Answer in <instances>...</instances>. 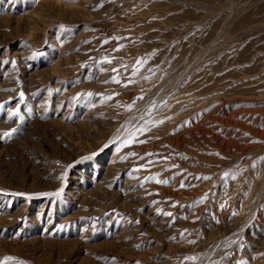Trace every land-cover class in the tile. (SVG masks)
Returning <instances> with one entry per match:
<instances>
[{
    "label": "rangeland",
    "instance_id": "obj_1",
    "mask_svg": "<svg viewBox=\"0 0 264 264\" xmlns=\"http://www.w3.org/2000/svg\"><path fill=\"white\" fill-rule=\"evenodd\" d=\"M20 262L264 264V0H0Z\"/></svg>",
    "mask_w": 264,
    "mask_h": 264
},
{
    "label": "snow or ice",
    "instance_id": "obj_2",
    "mask_svg": "<svg viewBox=\"0 0 264 264\" xmlns=\"http://www.w3.org/2000/svg\"><path fill=\"white\" fill-rule=\"evenodd\" d=\"M105 43H107V41H105ZM105 62L110 63L111 61H109V60H105ZM142 63H144L143 60H139V61H137V66H139V65L142 64ZM125 67H127V66H125ZM137 70H138V67L133 68V71H134V72L137 71ZM113 71L118 72L119 70H118V69H113ZM113 80H114V82H116V83H120V81H119L118 79H116L115 77L113 78ZM128 83H132V81L129 80ZM124 86L127 87V84H125ZM22 95H23V94L21 93V96H22ZM89 95H91V93H90ZM108 98L111 99V97H108ZM142 98H143V97H140V99H142ZM132 107H133V105H128V106H127V108H128L129 110H131ZM13 115H19V111L17 110L16 112L13 113ZM21 119H23V118H21ZM161 123H162V121H161ZM17 131H18V129H11L10 131L4 132V133L2 134V136H3V138H10V137H11L15 132H17ZM141 131H142V130H141ZM143 142H144V141H138V140L136 139L134 133H130L129 136L126 137L125 140L123 141V143H125V144H127V145H131L132 143H143ZM95 155H96V154L93 153L92 156H89V157H83V158H82V161H83V160H91V159L94 158ZM132 155H135V153H132ZM149 163H151V161H149ZM70 167H71V166H70ZM225 175H229V174H228V173H225ZM64 178H66V176H65ZM145 179H155V178H154V177H146ZM200 179H209V177H201ZM156 182H157V183H167L166 180H165V181H161V180H158V179L156 180ZM183 186H184V185L182 184L181 187H183ZM43 195H56V196H59L60 193H59V192H57V193H51V194H49V193H45V194H43ZM206 198H207L206 196H205V197H202V199H206ZM223 207H225V205H221V208H223ZM164 215L172 216L173 214L170 213V212H168V213H164ZM233 215H235V213H233ZM137 223H138V221H137ZM189 242L191 243L192 241H189ZM12 259H14V258H12V257H5V261H7V260H12ZM189 259H195V258H194V257H190ZM20 264H23V262H20ZM241 264H243V262H241Z\"/></svg>",
    "mask_w": 264,
    "mask_h": 264
}]
</instances>
